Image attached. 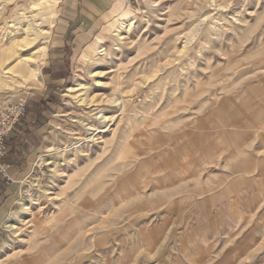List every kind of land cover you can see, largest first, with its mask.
Here are the masks:
<instances>
[{
	"label": "rangeland",
	"instance_id": "1",
	"mask_svg": "<svg viewBox=\"0 0 264 264\" xmlns=\"http://www.w3.org/2000/svg\"><path fill=\"white\" fill-rule=\"evenodd\" d=\"M0 82L42 127L0 264H264V0H0Z\"/></svg>",
	"mask_w": 264,
	"mask_h": 264
},
{
	"label": "crops",
	"instance_id": "2",
	"mask_svg": "<svg viewBox=\"0 0 264 264\" xmlns=\"http://www.w3.org/2000/svg\"><path fill=\"white\" fill-rule=\"evenodd\" d=\"M46 116L45 113H43ZM34 117L31 120L37 119ZM31 123L19 122L15 128L10 132L6 138L8 145L11 149L6 158L7 174L11 181L6 185L4 178L0 175V223L4 218L7 208L13 202L10 192L15 188V184L19 183L20 178L26 175V167L32 162V157L35 154V138L41 133V128L38 125L31 126Z\"/></svg>",
	"mask_w": 264,
	"mask_h": 264
},
{
	"label": "built area",
	"instance_id": "3",
	"mask_svg": "<svg viewBox=\"0 0 264 264\" xmlns=\"http://www.w3.org/2000/svg\"><path fill=\"white\" fill-rule=\"evenodd\" d=\"M26 112V99L19 97L0 106V175L7 185L11 179L8 176L6 158L10 151L6 138L19 123Z\"/></svg>",
	"mask_w": 264,
	"mask_h": 264
},
{
	"label": "bare ground",
	"instance_id": "4",
	"mask_svg": "<svg viewBox=\"0 0 264 264\" xmlns=\"http://www.w3.org/2000/svg\"><path fill=\"white\" fill-rule=\"evenodd\" d=\"M46 1V0H45ZM49 1V0H48ZM34 5L36 6V5H38V4H36V3H34ZM127 15H128V12L125 10L124 12H122V14H121V17H127ZM119 17H117V18H115V22H118V20H120V19H118ZM114 22V21H113ZM117 25V24H116ZM129 25H130V23H129ZM112 25L110 24L109 25V29H110V27H111ZM12 47H10V49H11ZM7 50V49H6ZM5 54V53H4ZM5 57H7V56H5ZM38 73H39V69L38 68H32V69H29V68H22L21 70H20V75H21V78H22V82H20V83H22L24 86H29V84H31V83H36V82H38ZM22 85V86H23ZM0 87H1V82H0ZM70 90V89H69ZM2 93V92H1ZM46 148V150H45V152H50L51 150H53V148L51 147V146H47V147H45ZM44 156H45V154H39L38 155V160L37 161H39V162H41V163H46V161H45V159H44ZM36 162V161H35ZM48 163V162H47ZM47 163H46V165H47ZM188 163V162H187ZM188 165L189 164H187V165H185L186 167H188ZM119 197L121 198V193L119 194ZM20 198V197H19ZM21 201H22V196H21V198L20 199H18L17 200V203L18 204H22L21 203ZM21 207V206H20ZM16 215H15V213H11L10 215H9V217H8V219H7V221H5V222H3V224H2V227L4 228V230L5 231H9V230H12V229H14L15 227H16V225H15V223L13 222V219H14V217H15ZM2 228V229H3Z\"/></svg>",
	"mask_w": 264,
	"mask_h": 264
}]
</instances>
